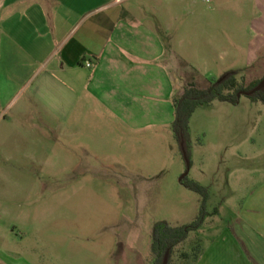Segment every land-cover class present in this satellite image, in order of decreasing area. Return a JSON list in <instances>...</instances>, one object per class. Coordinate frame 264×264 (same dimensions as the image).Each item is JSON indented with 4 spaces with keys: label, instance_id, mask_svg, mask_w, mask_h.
Listing matches in <instances>:
<instances>
[{
    "label": "rangeland",
    "instance_id": "1",
    "mask_svg": "<svg viewBox=\"0 0 264 264\" xmlns=\"http://www.w3.org/2000/svg\"><path fill=\"white\" fill-rule=\"evenodd\" d=\"M190 1L179 30L171 9L157 4L150 15L170 27L162 65L172 75L151 113L138 110L146 124L113 123L94 107L80 125L41 126L22 144L0 123V264H153L155 225H191L202 213V196L183 177L209 191L208 217L171 264L202 255L264 263L253 235L264 217V104L242 95L238 105L198 108L186 155L172 130L174 100L190 83L204 89L231 72L245 88L264 79V59L253 62L250 46L255 0H200L195 16Z\"/></svg>",
    "mask_w": 264,
    "mask_h": 264
},
{
    "label": "crops",
    "instance_id": "2",
    "mask_svg": "<svg viewBox=\"0 0 264 264\" xmlns=\"http://www.w3.org/2000/svg\"><path fill=\"white\" fill-rule=\"evenodd\" d=\"M199 1H190L194 16ZM157 4L171 9L178 30L185 25L186 0H0L1 129L34 142L41 126L80 125L94 107L113 123L146 124L138 110L151 113L172 75L162 65L170 27L150 16ZM254 14L253 62L264 59V0H255ZM255 226L264 248V217ZM198 264L216 263L202 255Z\"/></svg>",
    "mask_w": 264,
    "mask_h": 264
},
{
    "label": "trees",
    "instance_id": "3",
    "mask_svg": "<svg viewBox=\"0 0 264 264\" xmlns=\"http://www.w3.org/2000/svg\"><path fill=\"white\" fill-rule=\"evenodd\" d=\"M237 75V72L228 73L220 81L214 82L204 89L197 87L194 83H190L181 97L174 100L175 117L172 130L180 146L184 145L186 148L190 137V122L198 108L211 105L215 101L238 105L242 94L252 92L263 80H257L245 88L238 82ZM250 98L255 102L264 104V89L250 96ZM182 184L187 189L202 196V213L197 221L191 225L173 227L167 222H160L155 225L151 244L153 264H163L168 251H170L169 263L171 264V257L175 248L183 244L190 233L198 231L208 217L206 204L210 198L209 191L196 182L184 180Z\"/></svg>",
    "mask_w": 264,
    "mask_h": 264
},
{
    "label": "water",
    "instance_id": "4",
    "mask_svg": "<svg viewBox=\"0 0 264 264\" xmlns=\"http://www.w3.org/2000/svg\"><path fill=\"white\" fill-rule=\"evenodd\" d=\"M263 89H264V79L262 80V82L259 84V86L255 90H253L252 92H249V93H243L242 95H246V96L250 97V96L262 91ZM182 149H183V151H184V153L186 155L184 145H182ZM183 179H184V177L181 179V181H183ZM169 257H170V251H168L166 253V256H165L163 264H168L169 263Z\"/></svg>",
    "mask_w": 264,
    "mask_h": 264
},
{
    "label": "built area",
    "instance_id": "5",
    "mask_svg": "<svg viewBox=\"0 0 264 264\" xmlns=\"http://www.w3.org/2000/svg\"><path fill=\"white\" fill-rule=\"evenodd\" d=\"M86 66H87L88 68H92V67H93V64H92L91 62H89V63H86Z\"/></svg>",
    "mask_w": 264,
    "mask_h": 264
}]
</instances>
